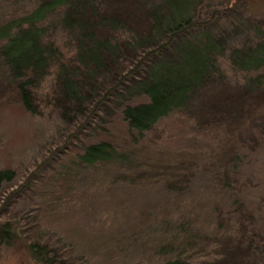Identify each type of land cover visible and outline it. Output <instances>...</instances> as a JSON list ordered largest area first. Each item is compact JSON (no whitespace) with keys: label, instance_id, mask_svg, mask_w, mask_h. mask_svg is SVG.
Listing matches in <instances>:
<instances>
[{"label":"rangeland","instance_id":"obj_1","mask_svg":"<svg viewBox=\"0 0 264 264\" xmlns=\"http://www.w3.org/2000/svg\"><path fill=\"white\" fill-rule=\"evenodd\" d=\"M37 1L0 0V23ZM247 2L204 0L198 9L203 18L216 12L208 27L225 47L254 33L261 13ZM47 34L72 53L60 26ZM217 60L218 76L137 139L111 102L88 121L77 118V128L51 107L30 114L0 83V166L15 172L0 186V221L20 230L0 243V264H44L32 256V240L47 246L50 264H163L176 256L264 264V97L250 96L247 77L257 72ZM98 137L125 157L80 161L83 145Z\"/></svg>","mask_w":264,"mask_h":264},{"label":"trees","instance_id":"obj_2","mask_svg":"<svg viewBox=\"0 0 264 264\" xmlns=\"http://www.w3.org/2000/svg\"><path fill=\"white\" fill-rule=\"evenodd\" d=\"M247 1L248 10L261 13L251 23L254 33L225 47L208 27L216 12L200 16L204 0H38L0 23V83L30 114L51 107L78 120L77 128L111 102L135 139L218 76L221 56L239 70L257 72L247 77L255 83L250 96L264 97V0H252L256 8ZM56 25L70 40L69 55L48 38ZM77 157L87 164L125 156L112 140L98 137ZM14 173L0 166V186ZM19 231L14 220L0 221V243L16 241ZM27 245L37 261H53L45 244ZM185 263L176 256L163 264Z\"/></svg>","mask_w":264,"mask_h":264}]
</instances>
